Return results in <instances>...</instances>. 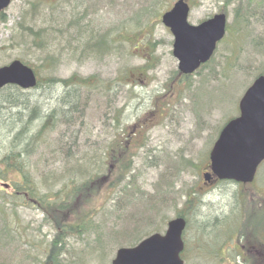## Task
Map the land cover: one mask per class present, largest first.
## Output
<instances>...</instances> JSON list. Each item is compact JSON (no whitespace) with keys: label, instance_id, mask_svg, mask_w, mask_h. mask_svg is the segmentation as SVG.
<instances>
[{"label":"trees","instance_id":"1","mask_svg":"<svg viewBox=\"0 0 264 264\" xmlns=\"http://www.w3.org/2000/svg\"><path fill=\"white\" fill-rule=\"evenodd\" d=\"M163 1L25 0L21 5L20 19L12 27L13 42L24 51L16 58L30 65L25 60L29 52L34 54L39 66L49 71H56L64 61L93 62L107 68L109 60L124 53L125 43L139 36L142 38L137 39L134 45L138 47L147 36V33H140L152 22L160 21L155 16L163 12L159 10ZM235 1L233 27L242 30L243 24L253 20L254 25H248L252 29L250 41L257 50L264 52V0H258L255 5H250L251 0L246 4L241 0H224V3L234 4ZM106 11L114 16L113 20L105 19ZM2 17L1 13L0 19ZM81 49L86 52L84 57L80 55ZM32 65L37 73L38 65ZM259 69L261 71L257 74H264V66ZM175 72L180 73L177 69ZM119 76L120 73L113 79H104L99 72L85 76L75 72L62 78L50 76L48 81L52 83L46 86L49 96L37 97L34 104L26 98L28 90L23 92L15 85L0 89V108L6 101L7 109L13 114L4 121L0 120V264L104 261L113 243L133 245L150 232L159 230V226H150L154 214L148 205L156 207L167 198L166 203H171L172 198H180L184 204H189L184 214L187 223L184 260L192 252L210 254L225 245L232 247L236 234L241 240L248 210L253 229L246 226L247 233L244 234L250 236L248 243L252 236L263 250V257L259 259L263 263L264 199H257L258 202L256 198H253L254 202L248 200L251 195L246 198L243 188L242 192L238 190L244 185L236 183L237 191L225 198L231 201L230 204L199 212L196 204L193 207L197 198L195 187L182 180L184 175L187 177L194 172L198 175L192 157L162 153L158 162L147 161L146 157L143 166L162 167L150 192H142L137 182L141 172H133L134 164H130L119 192L124 202L112 201L108 212L104 210L101 213L98 211L100 207L94 203L86 210L82 199L89 201L94 193L97 194L99 184L105 181L102 179L114 171V156L111 144L104 146L94 141L88 145L87 140L81 141L87 133L85 111L93 98H98V101L103 97L109 99L113 93L111 86ZM48 100H54L59 106L53 109ZM41 105L45 106L42 111L46 114L38 111ZM108 106L113 119H117L120 108L113 101H109ZM15 108L17 111L12 113ZM106 113L104 111L105 116ZM55 116L63 125L56 121ZM92 137L88 133V140ZM41 150L48 153H40ZM54 165L59 166L51 168ZM123 167L126 168L125 164ZM228 183L231 181L218 182L220 186ZM117 187L118 184L114 185V189ZM22 205L42 209L44 222L54 231L45 247L44 239H36L37 236L22 227L16 211ZM126 214L136 219L134 230H127V226L134 222L125 218ZM100 216L104 222L112 221L104 233H98L101 230V223L97 224L101 222ZM136 230L139 234H135ZM92 233H95L94 237H91ZM76 246L80 247L79 250L74 248Z\"/></svg>","mask_w":264,"mask_h":264},{"label":"rangeland","instance_id":"2","mask_svg":"<svg viewBox=\"0 0 264 264\" xmlns=\"http://www.w3.org/2000/svg\"><path fill=\"white\" fill-rule=\"evenodd\" d=\"M24 1L12 0L0 19V67L24 54L22 48L15 45L11 37L12 27L20 19L21 5ZM174 1L164 0L159 10L164 11L166 9L164 7L170 6ZM188 1L191 5L190 22L224 10L229 30L218 44L213 59L184 78L180 73L175 72L177 60L172 55L173 36L161 21L152 22L150 27L140 33H147V36L140 43L138 42V47H134V45L137 39L142 38L139 36H134L129 43H125L124 53L109 60L107 68L93 62L80 64L64 61L56 71H49L39 66L34 54L31 55L28 52L25 55L27 58L25 60L32 67H35L32 64L38 65L36 74L39 84L26 91V98L32 104L37 97L49 96L46 86L52 83V81H48L50 76L62 78L75 72L82 76L99 72L102 77L104 76V79L105 77L113 79L120 73L116 79V87L111 86L113 93L110 94L109 99L103 97L98 101V98H93L90 100L91 103L89 101L90 104L85 111L87 112L85 129H87V133L93 135V139L87 140V144L94 141L104 146L111 144L114 156L112 159L114 163L112 170L114 171L102 179L105 181L99 184L100 188L97 194L94 193L89 201L87 198L82 199V203L87 206L86 210L92 203L97 208L100 207L98 211L101 213L111 209V203L117 197V188L114 189V185L118 184L119 188L122 187L130 164H134L133 172H141L137 182L142 192H150L162 167H145L143 163L146 161V157H148L147 161L151 159L158 162L162 153L184 155L195 160V170L198 175L195 172L187 177L184 175L183 183L194 184L196 181V186L201 191L213 196L210 208L219 206L223 208L222 204H230L231 201L225 198L231 197L232 192L237 191V185L233 182L222 186L217 183L204 184L200 178L206 170L204 169L206 160L203 159L208 147L211 146L212 139L217 134L216 132L229 117L238 114L240 97L256 74L261 71L259 68L264 66V52L260 49L257 50L250 41L252 29L248 25H254L253 20L243 24L242 28L244 29L242 30L233 27L236 1L234 4L232 2L226 4L224 0ZM241 1L246 4L249 0ZM257 1L251 0L250 5H255ZM162 8L164 9L162 10ZM155 18L159 20L160 15ZM105 19L113 20L114 16L109 15V11H106ZM256 26L258 27V24ZM126 70L128 71L125 73ZM109 101H113L115 106L120 108L117 119H113L109 112ZM7 104L6 101L2 102L0 120L11 115ZM42 110H45L43 105L38 111L42 112ZM15 111L17 108L13 109L12 113ZM104 111L107 112L106 116ZM56 121L62 124L59 118ZM83 140L84 137L81 141ZM40 153H48V151L41 150ZM124 164L126 168L123 167ZM57 166L59 165H54L51 168L55 169ZM91 185L95 186V184ZM242 188L244 197L247 198L251 195L250 198H247L248 200L264 199V161L258 167L254 182L245 184L238 190L240 189L242 192ZM188 206L189 204H184L180 198L173 199L171 203H165L163 217L159 220L154 219L150 226H161L164 217H173L182 208L186 211ZM245 206L248 204L246 203ZM16 211L22 220V227L37 236L36 239H44L45 247L54 231L44 222L42 209H37L32 205H22L18 209L16 208ZM248 215L247 210L245 224L241 230V240L239 236H234L232 240H235V248L225 246L224 249L221 247L220 250L210 254L192 252L184 264H264V261L263 263L259 262V259L263 257V250L254 242L252 236L248 243L247 238L250 236L245 235L247 233L244 229L246 226L253 229L252 224L249 223ZM100 219L101 222H97L98 226L101 223V230L98 233H104L112 221L110 219L104 222L101 216ZM135 234H139V231L136 230ZM94 236L95 233H92L91 237ZM28 238L32 240L31 236ZM112 245L114 246H111L107 251L109 255L104 261L93 259L86 264H110L119 243ZM74 248L79 250L80 247Z\"/></svg>","mask_w":264,"mask_h":264},{"label":"water","instance_id":"3","mask_svg":"<svg viewBox=\"0 0 264 264\" xmlns=\"http://www.w3.org/2000/svg\"><path fill=\"white\" fill-rule=\"evenodd\" d=\"M11 1L0 0V12ZM189 11L186 0H176L161 15L162 24L174 37L172 54L177 68L184 74L193 73L211 58L225 34L227 21L221 12L192 24ZM7 84L28 89L37 85V77L30 66L15 59L0 67V88ZM238 108V116L222 127L210 150V168L219 179L248 183L264 160V75L257 76L245 90ZM210 176L206 173L204 178L209 180ZM185 224L183 217H176L168 222L163 234L154 233L134 246L118 248L111 264H184L180 253Z\"/></svg>","mask_w":264,"mask_h":264},{"label":"flooded vegetation","instance_id":"4","mask_svg":"<svg viewBox=\"0 0 264 264\" xmlns=\"http://www.w3.org/2000/svg\"><path fill=\"white\" fill-rule=\"evenodd\" d=\"M208 16H206L205 18H207ZM210 17V16H209ZM205 18H203V19H205ZM202 19V20H203ZM200 21L201 20H198V21H196V23H200ZM170 31V30H169ZM171 33V32H170ZM173 36V35H172ZM172 44H173V42H172ZM185 76H188V75H185ZM117 79V78H116ZM115 79V80H116ZM116 82H117V80H116ZM115 87H116V83L115 84H113ZM115 90V89H114ZM110 104V103H109ZM115 104V103H114ZM84 140H88V133H85L84 134ZM208 157H209V154H208ZM204 169H206L204 172H203V175H202V177L200 176V178H201V181L204 183V184H213V183H218L220 180H218L217 178H216V176H214L212 173H211V176H210V178H209V180H206L205 178H204V173H207V171H208V173H210L211 171H210V168H209V158H208V160L206 161V164H205V167H204ZM182 180H183V178H182ZM194 186L195 187V194L197 195V198L195 199V201L193 202V207H195V204H196V206L197 207H195V208H198V210H199V212H202V211H204V210H206V209H210V204H211V199H213V196H211L210 194H206L205 192H203V191H201L197 186H196V181H195V183L194 184H191V186ZM217 185V184H216ZM120 189L121 188H119V187H117V197H116V200L119 202V203H123L124 202V199L121 197V196H119V192H120ZM168 199V198H167ZM167 199H164V203H158L157 205H156V207H154L153 205H148L149 206V208H150V206H151V208H152V213L154 214L153 215V217H152V219H151V221H153L154 219H156L157 218V220H159L160 218H162L163 217V206L165 205V203L167 202ZM173 199H175V198H172V200ZM158 210V211H157ZM184 214H185V210H184V208H182V209H180V210H178L176 213H175V215L173 216V217H164L163 219V223L161 224V226H159L160 228H159V230H155V231H153V232H164L165 231V229H166V227H167V225H168V222H169V220L170 219H172V218H175V217H178V216H182V217H184ZM125 218H127V219H132V221L134 222L135 220H133V218H132V216L131 215H129V214H126L125 215ZM137 219H140L141 220V218H137ZM184 219H186L185 217H184ZM116 226H117V224H116ZM130 229V231L131 230H134L135 228H136V224H135V222H134V224L133 225H128L127 226V229Z\"/></svg>","mask_w":264,"mask_h":264},{"label":"bare ground","instance_id":"5","mask_svg":"<svg viewBox=\"0 0 264 264\" xmlns=\"http://www.w3.org/2000/svg\"><path fill=\"white\" fill-rule=\"evenodd\" d=\"M85 51L84 50H80V55L81 56H83L84 57V55H85ZM46 102V101H45ZM49 102V100L47 101V103ZM49 104L51 105L52 104V107H53V109L55 108V107H58L59 105L58 104H56L55 103V101L54 100H52L51 102H49ZM47 107V106H46ZM43 112V111H42ZM47 112H43L42 114H46ZM50 113V112H49ZM58 116H55L54 118H57Z\"/></svg>","mask_w":264,"mask_h":264}]
</instances>
